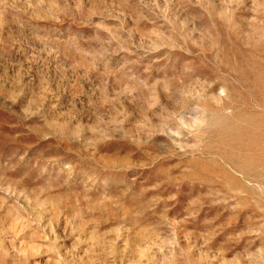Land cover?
<instances>
[{
	"label": "rangeland",
	"instance_id": "obj_1",
	"mask_svg": "<svg viewBox=\"0 0 264 264\" xmlns=\"http://www.w3.org/2000/svg\"><path fill=\"white\" fill-rule=\"evenodd\" d=\"M0 264H264V0H0Z\"/></svg>",
	"mask_w": 264,
	"mask_h": 264
}]
</instances>
